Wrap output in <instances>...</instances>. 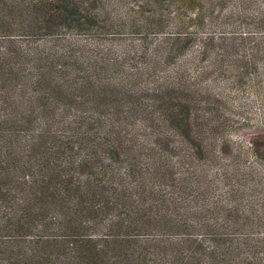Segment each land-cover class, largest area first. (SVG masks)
I'll return each instance as SVG.
<instances>
[{
  "label": "trees",
  "instance_id": "obj_1",
  "mask_svg": "<svg viewBox=\"0 0 264 264\" xmlns=\"http://www.w3.org/2000/svg\"><path fill=\"white\" fill-rule=\"evenodd\" d=\"M247 89L264 0H0V264H264Z\"/></svg>",
  "mask_w": 264,
  "mask_h": 264
},
{
  "label": "rangeland",
  "instance_id": "obj_2",
  "mask_svg": "<svg viewBox=\"0 0 264 264\" xmlns=\"http://www.w3.org/2000/svg\"><path fill=\"white\" fill-rule=\"evenodd\" d=\"M228 99L244 122L238 129L237 136L247 141L251 133L264 132V90L251 92L250 89H247L235 97H228Z\"/></svg>",
  "mask_w": 264,
  "mask_h": 264
}]
</instances>
